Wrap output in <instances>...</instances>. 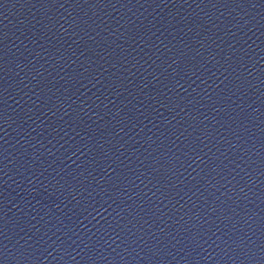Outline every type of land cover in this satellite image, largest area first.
<instances>
[{
	"label": "water",
	"instance_id": "1",
	"mask_svg": "<svg viewBox=\"0 0 264 264\" xmlns=\"http://www.w3.org/2000/svg\"><path fill=\"white\" fill-rule=\"evenodd\" d=\"M0 264H264V0H0Z\"/></svg>",
	"mask_w": 264,
	"mask_h": 264
}]
</instances>
